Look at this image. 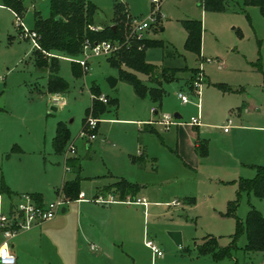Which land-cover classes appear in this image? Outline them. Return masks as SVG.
Returning <instances> with one entry per match:
<instances>
[{
  "label": "rangeland",
  "instance_id": "374dc122",
  "mask_svg": "<svg viewBox=\"0 0 264 264\" xmlns=\"http://www.w3.org/2000/svg\"><path fill=\"white\" fill-rule=\"evenodd\" d=\"M49 1L22 0L25 9L20 19L25 29L33 28L35 13L42 18L49 16ZM91 1L97 6L94 22L101 27L111 25L115 2L126 4L129 28L133 19H147L156 6L151 0ZM156 1L159 9L153 14L154 22L142 35L161 41L164 48L146 49V61L175 68L200 67L212 82L199 76L201 86L195 87L200 89L198 96L186 84L189 70L178 72L179 79L162 84L160 113L181 114L184 137L180 134V138L186 139L190 130L196 133L189 123L192 116H199L197 126L209 135L210 154L195 172L176 155L173 125L166 130L159 125L152 133L139 131L146 119L157 115L151 111L149 99L138 97L130 84L119 80L113 88L108 85L107 78L117 77L118 71L105 56L91 57L90 70L74 78L70 59L59 55V75L68 81L69 88L58 94L64 101L62 106L52 104L53 94L45 87L46 73L34 66L31 40L18 37L13 12L0 6V187L4 182L17 191L10 196L0 192L1 210L6 212L10 201L15 202L20 193L41 192L53 200L61 191L62 181L75 177L65 168L64 151L58 154L52 148L58 122L69 128L70 143L73 141L74 153L68 156L80 160L79 190L91 197L102 183L118 176L143 185L148 202L145 212L142 206L125 202L116 203L115 210L108 205H90L94 213H116L123 223L117 229L102 230V239L97 233L95 239H87L77 227L73 199L65 204L64 214L59 211L52 220L19 234L27 240L17 264H259V256L246 255L240 249L246 241L244 234L238 238L232 256L220 260L198 255L194 242L209 235L221 246L228 245L236 227L228 204L237 198L234 212L240 221H244L250 206L264 216V199L252 192L237 195V183L225 180L228 172L216 159L219 143L226 142L224 123L228 117L236 123L229 103L245 100L264 112V16L257 6L244 5L243 0H229L225 11H205L199 0ZM184 19L202 22L204 59L185 49ZM170 44L176 51L173 58L166 56ZM137 75L144 78L141 73ZM218 83L242 88L226 92L214 85ZM92 85L99 95L117 99L115 107L107 104L106 111L99 115L96 130L87 126L86 119L82 124L91 106ZM179 89L189 96L187 103L177 97ZM82 127L95 137L80 135ZM139 148L147 157L143 164L132 160L139 156ZM171 231L181 233V246L171 239ZM147 239L161 249V257H153L144 243ZM91 244L97 251L90 249Z\"/></svg>",
  "mask_w": 264,
  "mask_h": 264
},
{
  "label": "trees",
  "instance_id": "16d2710c",
  "mask_svg": "<svg viewBox=\"0 0 264 264\" xmlns=\"http://www.w3.org/2000/svg\"><path fill=\"white\" fill-rule=\"evenodd\" d=\"M229 0H199V4L205 11H225ZM1 4L9 8L13 13L20 14L25 7L22 0H1ZM244 5H255L264 16V0H243ZM50 14L42 18L39 14H34V25L31 30L38 35L37 41L39 49L34 50V66L37 70L47 73L46 90L48 93H62L68 88V82L58 75L60 70L59 55L70 59L71 73L74 77H80L82 68L76 62L82 53L84 41L87 39L90 43L103 40L116 43V49L106 56L109 65L118 71V80L130 84L134 93L140 97H148L156 106L162 102L164 90L162 84L179 79L178 72L189 70V76L186 84L192 92V83L197 73H201L198 67L195 68H175L167 66H158L146 61L145 51L151 47L164 48L161 41L150 38H135L130 36V28L127 20V6L123 2H115L113 5L112 24L102 27L99 30H92L89 25H94V15L97 6L91 0H50ZM181 25L186 32L185 49L195 53L200 57L202 22L197 19L181 20ZM114 26V28L112 27ZM170 49L166 56L173 58L176 51L170 44ZM138 73L145 76V79L138 77ZM203 76V74H202ZM224 91L231 88L224 84H214ZM91 93L99 95L97 88L92 85ZM116 106L117 99L106 103L99 100H92L91 106L86 109V115L90 114L99 119V115L106 111V105ZM144 127H149L145 123ZM151 132H157L155 129H149ZM70 131L63 122H58L55 134L52 137L51 144L54 152L62 153L70 143ZM196 151L200 155L206 153L204 145H197ZM134 162L138 161L134 157ZM256 173L252 178H239L237 180L238 193L252 192L255 197L264 199V164L253 166ZM65 168L75 174L71 180H65L60 186L61 191L70 200L76 199L81 180V164L77 157H67L65 159ZM105 190H111L117 193L119 200H124L127 196L135 197L140 186L136 183L128 182L123 178H118L112 184L104 186ZM0 192L7 195L13 193L8 186L2 182ZM38 203L42 202L40 193H31ZM238 204V198L229 202L228 213L236 219L235 232L230 235L228 245L221 246L214 236H204L200 243H195V249L200 256H210L213 260H220L225 257L230 258L232 251L237 249V241L241 234L245 235L246 241L240 249L244 254L257 255L259 258L264 254V216L254 207L250 206L244 221H240L235 215V207Z\"/></svg>",
  "mask_w": 264,
  "mask_h": 264
},
{
  "label": "crops",
  "instance_id": "0c3cea01",
  "mask_svg": "<svg viewBox=\"0 0 264 264\" xmlns=\"http://www.w3.org/2000/svg\"><path fill=\"white\" fill-rule=\"evenodd\" d=\"M0 6H3L1 4V0H0ZM5 8L8 9L9 11H11L9 8H7V7H5ZM11 12H13V11H11ZM111 24H112V22H111ZM93 26L102 28L101 26L95 24V22H94ZM12 37L13 36H11V38ZM34 50L35 49H33V52H34ZM199 58L204 59L203 56H201V52H200ZM198 68L200 69V71L203 74L204 81L208 80V82H210L209 78L205 74L204 70L201 69L200 67H198ZM38 71H41V70H38ZM58 75H59V72H58ZM60 77H62V76H60ZM74 78H78V77H74ZM46 79H47V73H46ZM63 79H65V78H63ZM143 79H145V76ZM118 81H117V83H118ZM210 83L212 84V82H210ZM229 87L231 89L227 90L226 92H235V91H238L240 88L237 86H229ZM68 88H69V83H68ZM68 88H67V90H68ZM241 88H240V90H241ZM180 90H182V89H179L178 91H180ZM52 94H59V93H52ZM149 101L152 104L150 109H152L154 107L155 112H153V114L157 115V117H158V114L161 112L160 108L162 106L163 100L159 106H156V104L153 103L150 99H149ZM228 107L230 109V112H232L234 114V120L236 121V123L233 124V120L230 119V117H228V119L232 120L231 125H230V128L227 132H224V131L222 132V133H224L223 137H225L226 142L219 143L220 148L218 151H216V156H217L216 159H217L218 163L220 164L221 168H223L224 170H226L228 172V175H225L226 176L225 180L228 182H236L237 183V180L239 178H252L255 175L256 171L253 167L254 165H263L264 164V112H262L257 107L251 106V104L245 100H242L241 102L235 101L234 103H229ZM0 109H1V107H0ZM175 113H178V112H175ZM157 117L155 119H153L151 117L148 120L146 119L145 121L147 123L151 124V126L144 127V124H145L144 123L143 126L140 127L139 131L141 133L142 132L143 133H146V132L152 133L151 131H149V129H155L157 131V127H159V125L156 122ZM180 119H181V114H180V118L177 119L178 123L173 125L175 127V130H176L175 152H176V155L180 158V160L184 164V166L195 172L197 167H199V165L201 164V161L203 159L207 158L210 154V148H209L210 138H209V135H207V133L201 131L198 126H192V125H191V129L193 131H195L196 133L194 134V132H192L190 130V132H189L190 134H188L189 135L188 137L186 136V139L180 138V134L182 133V129H183L182 127H180V126H182V125H180L181 122H179ZM226 123H227V121L224 123V125ZM233 126H235V127H233ZM181 135H182V137H184L183 134H181ZM139 144H141V143H139ZM199 144L204 145V148H206V153L204 155H200L196 151V146ZM178 149H179V153H178ZM144 152L145 151L140 149V148L137 149V153L139 156H137L136 158L134 157L136 160H138V161H135V163H138V164L144 163V161L147 159L146 155H144ZM118 178H123V177L115 176L114 178L112 177V178H110V180L105 181V183H102L101 187L98 188L97 193H95V195H93L91 197H87L85 194V196L87 198H89L90 200H80V201L76 200V210L74 213L76 215V224H77L78 228H81L83 230L82 232L85 235L84 236L85 238L95 239L96 236H94V235L97 233L99 236V239H102L101 238L102 237L101 236L102 230H104V229H112V230L117 229L118 226H120L123 223V220L118 218L116 213H113L115 215L112 214L111 216H109V215H105V214H100L98 212L94 213L93 210L90 209V207H92V206L99 208V206L97 204H100V203H97V202H94L91 200L93 197H95L97 195H100V194L105 195V194L111 193L115 197L118 198L117 193H115L111 190H105L104 189V186L112 184ZM63 181H62V183H63ZM128 182H130V181H128ZM131 183H136L140 186V189H139V191L135 197L145 198V193H147V192H146V190L143 189L144 186L137 183V182H131ZM8 188L13 194L17 193L16 190L11 189L9 186H8ZM51 188L52 187H50V189ZM58 189H57V191H58ZM37 193L41 194L42 202H46V201L50 200V199L45 198L41 192H37ZM116 203H124V202L118 201V202L107 203V204H103V205H108V206H110L108 208L115 210ZM90 205H92V206H90ZM135 205L142 206L143 211L145 212L146 207L148 206V202H147L146 206H143L141 204H135ZM177 205H179V204H177ZM101 209H104V208H101ZM66 210H67L66 206H64L60 210V212L62 214H64L66 212ZM26 240H27V236L22 234V235L16 236L11 241V248L16 255V263L15 264H17L18 259L21 258V255L23 252L22 250H23L24 246L26 245ZM195 243H197V242H194V245H195ZM198 243H200V242H198ZM91 245H93V244H91ZM91 245H90V249H91ZM91 250H96V248L91 249Z\"/></svg>",
  "mask_w": 264,
  "mask_h": 264
},
{
  "label": "built area",
  "instance_id": "2783aa9c",
  "mask_svg": "<svg viewBox=\"0 0 264 264\" xmlns=\"http://www.w3.org/2000/svg\"><path fill=\"white\" fill-rule=\"evenodd\" d=\"M152 3H155V8L151 11L147 19L138 20L133 19L132 26L130 28V36L135 38H143L142 32L144 29L149 28L152 22H154L153 14L159 9V1L151 0ZM16 18V27L18 28V37L19 38H29L32 42V46L35 49H39V43L37 41L38 35L33 30L25 29L21 24L20 16L14 13ZM89 28L92 30H99V27L89 25ZM116 49V43L113 41L103 40L99 42H94L93 44L89 40H85L82 53L76 62L82 68V71L86 73L90 70L89 59L93 56H109ZM199 76H202L201 73H197L195 79L192 83V94L198 96L200 89H195V87H200ZM91 101L93 99L99 100L106 103L108 97L105 95H94L90 93ZM177 97L182 103H187L189 101V96L183 92L178 91ZM52 104L56 106H62L64 101L61 100L58 94H53L51 97ZM152 112H155V108L151 109ZM98 118L89 116L86 118L87 126L90 129H95L98 124ZM157 124L160 125L164 130L168 129L171 125L177 124L178 120L173 117V115L168 113H159ZM189 123L193 126L199 124V116H192L189 120ZM231 120L228 119L227 123L223 127V131L227 132L230 128ZM88 129L82 127L80 135L84 134L89 139L95 137V133H88ZM73 142L69 143L64 150L65 159L68 154H73ZM17 200L13 202L12 200L9 203V208L6 212H3L0 208V264H15L16 255L11 248V241L20 233L31 229L34 226H37L43 222L52 220L57 213L67 204L70 199L67 198L62 191L58 193V196L46 202L38 203L34 196L31 193H20L16 195ZM76 200H90L85 196L83 191H80L76 197ZM94 202L100 204L114 203L118 201H123L125 203L131 204H141L143 206L147 205L145 198H137L127 196L124 200H119L113 194L108 193L106 195H97L91 199ZM175 204H179L175 202ZM145 244L151 249L152 255L154 258H159L163 255L161 249L154 244L152 240H145ZM91 249H95V246L91 245ZM259 264H264V254L260 258Z\"/></svg>",
  "mask_w": 264,
  "mask_h": 264
},
{
  "label": "water",
  "instance_id": "95a60500",
  "mask_svg": "<svg viewBox=\"0 0 264 264\" xmlns=\"http://www.w3.org/2000/svg\"><path fill=\"white\" fill-rule=\"evenodd\" d=\"M112 27L114 28V26H112ZM117 81H118L117 77L109 76L107 78V83L111 88H113L116 85ZM53 109H55V107H53ZM173 117L175 119H179L180 114L174 113ZM169 236L175 242V244H177L178 246L182 245V236H181V233L179 231H171V232H169Z\"/></svg>",
  "mask_w": 264,
  "mask_h": 264
}]
</instances>
